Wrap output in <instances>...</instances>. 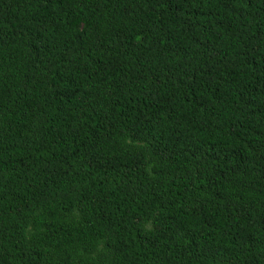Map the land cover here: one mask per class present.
I'll use <instances>...</instances> for the list:
<instances>
[{"label":"trees","instance_id":"16d2710c","mask_svg":"<svg viewBox=\"0 0 264 264\" xmlns=\"http://www.w3.org/2000/svg\"><path fill=\"white\" fill-rule=\"evenodd\" d=\"M0 264H264V0H0Z\"/></svg>","mask_w":264,"mask_h":264}]
</instances>
